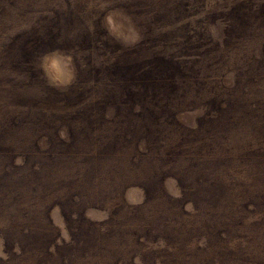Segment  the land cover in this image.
Here are the masks:
<instances>
[{"label": "rangeland", "instance_id": "374dc122", "mask_svg": "<svg viewBox=\"0 0 264 264\" xmlns=\"http://www.w3.org/2000/svg\"><path fill=\"white\" fill-rule=\"evenodd\" d=\"M261 13L264 0H0V188L13 191L20 185L34 194L29 221L39 228L32 233L49 231L38 223L43 221L41 214L44 218L48 214L60 235V248L52 260L32 253L15 258L12 264H45L46 259L52 264H104L98 258L99 246L109 249L108 264L117 260L120 264H157L155 259L187 264L196 245H207L206 253H198L215 261H220L217 255L222 250L227 251L221 264H264ZM222 30L224 34H220ZM190 36L195 46L209 43L210 48L220 47L217 53L213 50L212 58L196 64L199 68L192 74L194 82L201 75L199 82L208 87V94L216 93L220 102L208 107L202 99L177 104L173 86L165 85V91L162 88L160 92L145 78L140 91L144 90L148 107L160 106L153 112L139 111L141 108L133 106L139 100L133 97L132 86L125 87L126 94L122 84L131 85L140 70H144L141 81L171 74L158 57L188 54L184 47ZM30 57H38L42 82L36 80L37 71L27 61ZM6 59L7 64L19 67L18 71L13 67L19 74L5 71ZM112 72L118 82H111L110 90L93 88L98 77H109ZM74 80L77 85L72 91L63 92ZM82 94H87V101L71 108ZM166 103L172 106L165 108ZM115 104L118 106L112 110ZM221 104L223 110L219 111ZM204 107L212 115V138L200 151L210 152L219 162L201 177L213 179L202 181V187L213 183L208 196L192 188L196 176L190 166L195 160L188 158L187 152L178 155L174 170L163 166L170 172L165 176L161 165L167 157L163 159L157 152L156 140H149L146 153L140 154L144 146L140 144L136 151L133 140L124 137L130 130L126 120L153 125L159 121L147 136H163L165 146L179 144L171 119L177 114L182 122L192 124ZM102 110L107 114L115 111L113 122L104 121L94 131L96 114ZM167 120L172 124L161 123ZM170 129L176 133L168 134ZM254 130L259 131L256 137L252 136ZM74 137L80 143L73 141ZM251 144L257 146L253 154L247 147ZM130 170L137 176L126 180ZM172 175L187 178L180 182L188 187L180 188ZM141 182L151 189V200L138 212L140 209L131 207L141 208L146 200ZM77 191L82 199L72 203L69 196ZM163 191L176 207L185 202V211H193L191 199L210 209L206 215L205 208L199 206L200 211L191 218L197 228L191 238L167 243L158 238L166 233L173 239L169 229L188 226L185 217L163 218L169 214L164 209ZM12 193H8L10 201L0 197V259L5 257L6 226L13 230L28 222ZM206 201L218 204L213 208ZM62 214L72 219L71 225ZM101 222H105L103 226ZM205 232L208 237L203 236ZM72 234L75 244L69 243ZM223 240L227 242L223 244ZM167 254L170 256L164 257Z\"/></svg>", "mask_w": 264, "mask_h": 264}, {"label": "trees", "instance_id": "16d2710c", "mask_svg": "<svg viewBox=\"0 0 264 264\" xmlns=\"http://www.w3.org/2000/svg\"><path fill=\"white\" fill-rule=\"evenodd\" d=\"M262 15H264V13H261ZM195 34L197 33L196 31L194 32ZM223 33L224 31H220V34ZM17 35V34H15ZM8 40L11 39L12 37L9 38ZM226 37V36H225ZM191 39H189L188 41L186 40L185 42V49L187 48V52H189L188 54H182L180 56H175L172 54H168L167 56L165 55H160L158 58L161 60L162 65L164 66V68L170 69L171 70V74H166L165 76L163 75V77H155L154 80H150L147 77H144L141 80H139L141 78V76L144 73V70H140L138 71L139 73H135L137 74V76L135 75L136 79H131V85L129 84V82L122 84L123 86V90H125V87L132 86L131 89V93H133V97H137V99L139 100L137 104H134V107H139L141 108L139 111L141 112H145L147 109L150 111H157L159 110L158 105L156 107V105L152 106V107H148V103L145 101L146 100V96L143 95V91L141 90V87L143 84H145V78L147 80V82L150 84H152V88H157L160 92H162V88L163 92L165 91V85L166 86H173V91L175 92L176 96L178 99H174V101L177 104H183L186 100V102H194L195 100H200L202 99L205 102V105L211 106L215 101L216 105L220 102L219 98L217 97L216 93H209L208 94V87L203 83V82H199L201 81V75H199V79L197 82L193 81V76L192 74L194 72H196L199 68V66H197L196 64H199L201 62H203L206 59H210L214 56V52L213 50H215V52H219L218 50L220 49V47H216V48H210L209 43H204V44H197V46H195V44L191 43L193 41H190L193 39V36H190ZM195 49L194 53H190V50ZM3 50H1V55H2ZM264 52V49L262 51V53ZM4 53V52H3ZM168 53V52H167ZM192 59V60H189ZM188 60V61H187ZM18 62V60H16ZM29 62V65L32 67L33 70L37 71V76L40 80V75H41V69L39 67V61H38V57L33 59V58H29L27 60ZM7 59L5 60L4 63V68L5 71L8 73H16L19 70V67H16L15 64H7ZM15 67L16 70L13 68ZM196 67V69H195ZM211 68V66H209L207 68V70H209ZM143 71V72H142ZM102 73V72H100ZM16 74H19L18 72ZM103 76V75H102ZM112 72L111 75L109 77L104 76L102 78L98 77L99 79H96L94 81L93 84L94 87L93 88H112L113 84L111 82H118L116 80L117 76ZM105 81H104V79ZM190 78V79H189ZM209 80V77H207ZM156 79V80H155ZM163 81V82H162ZM42 82V81H41ZM160 82L161 85L159 84ZM136 83V84H134ZM141 83V84H138ZM77 85V83L72 82L69 86H65L63 92H66L67 90L72 91V87ZM112 85V86H111ZM140 85V87H138ZM56 91V90H55ZM137 91V92H136ZM190 91H192V95L190 94ZM89 92V91H88ZM126 94L129 93L128 90L123 91ZM188 92V93H187ZM200 92H202V94H204L202 96V94H200ZM64 94V93H62ZM195 94H199V96L201 95V97L199 99H194L192 98V96H194ZM83 95V94H82ZM79 96L77 98V102L74 103L73 105H71V108L77 106V104L79 103H85L87 101V94L83 95V96ZM188 97V98H187ZM203 97V98H202ZM194 99V100H192ZM147 103V105H145ZM111 104H109L110 106ZM126 104H123V107H125ZM118 105H114L112 108V110H114L113 108L117 107ZM165 108H170V106H172L171 103H166ZM223 105H219V111L223 110ZM217 107V108H218ZM115 111H113L114 114ZM117 112V111H116ZM113 114H107L106 110H102L100 113L96 114L97 115V119H96V124L93 127L94 131L98 129V126L101 128L106 122H113ZM142 117L144 118V114H142ZM135 117H139V114H135ZM83 119V118H82ZM92 119L94 120V117H92ZM173 124L171 123L170 120L167 121H161L164 123H171L172 125H175V127L177 128L176 131H174L173 129H170L168 134L170 132H175L177 135L175 138H177L179 144H175V142L170 143L169 145L171 146H165L163 143V136L160 138L159 135H155L154 137L150 138L147 136L148 134L152 133L153 130H156V128L154 127L158 122H155L156 124H152L149 122H143V123H133V121L130 120H126V123H130L129 125H127V128H129L130 130H127L126 135L124 136L125 139H129V140H133V148L136 149V151H138V147L140 146V144H142V146H144L143 152H138L140 154H145L146 153V149L147 146H149L147 144V142L149 140H153L155 141V143H157L159 145V147H156L157 152L163 154V159H165L166 157V161L163 163V165H161L162 167V171L161 174H165L168 175L170 172L166 173V167H169L171 169L174 170V166L176 165L175 163L178 162V158H179V154L185 153L187 152V156L189 158V156L194 159L195 161L192 162L193 164H191V168L192 169V174L193 176H196V178L194 179V185L192 188L194 189V191L197 193V191L199 193H204L206 194V196H208L210 194V191L213 188V183L211 185H209V182H207V187H202L204 186V184L202 183V181H212L211 179L209 180H203L201 179V177L208 172L210 165H218L219 162L216 161L215 157L212 155L211 153H201V148L203 147H207L209 145V142L211 141L212 138V129H211V123L213 121L212 119V115L211 113H209V111L206 109V107H204L203 110L200 111L199 115H197L196 120L194 123L192 124H185L184 122L181 121L180 117H178L177 114H175V118L171 119ZM83 121H85L83 119ZM106 121V122H104ZM148 121V120H147ZM124 122V121H121ZM88 125V124H87ZM90 127V125H88ZM107 126L103 127L102 130L105 132ZM92 127H90V129H93ZM151 129L150 132H148ZM180 129V130H179ZM90 131V130H89ZM134 132H136L137 135L134 134ZM148 132V133H147ZM127 134L128 137H127ZM259 134L258 130H254L252 132V136ZM261 134L263 136L264 139V132L261 131ZM142 136V137H140ZM159 136V138H158ZM256 137V136H254ZM73 141L80 143V139H78L77 137L73 138ZM86 139L84 137L83 142H85ZM262 146L264 147V140L263 143L261 142ZM260 145V147H262ZM180 147V148H179ZM249 149V153L253 154L255 151L254 147H257L256 144H251V146H247ZM252 147V149H251ZM185 150V151H183ZM58 155H61V153H59ZM174 158V159H173ZM132 164H134L132 162ZM135 165V164H134ZM175 174V173H174ZM208 174H210V172H208ZM129 177L126 179H134L136 178L137 174L135 173V171L133 172L132 170H130L129 172ZM174 176V175H172ZM174 178L177 181V185L182 189L183 187H188V186H183V184L186 182L187 178H185L184 176H179L177 177V175L174 176ZM122 181V180H121ZM125 181V180H123ZM183 181L184 183L180 182ZM180 182V183H179ZM141 185L142 191L144 193V199L145 202L144 204H141V208H139L138 206H134L131 207L132 210L137 211V209H140L138 212L142 211V209H145L147 206V200H151V195H150V191L151 189H149V187H147L144 182L139 183ZM182 184V185H181ZM13 191H9L3 188H0V197H5V200H7L6 197H8V201H10V198L8 196L9 192H13L11 194L12 199L14 200L15 204L18 205L21 209V216L25 219L24 221H28L25 222L24 224L21 225L20 227H17L13 230L9 229V226H6V229L8 231L4 232V244L6 245V250H4V254L5 257L0 259V264H12L14 259H21L23 257H25V255H31L32 253H37L38 256H43L45 258H48L50 260L53 259L54 253H56L57 249H59V244H57L58 242V238H59V233L56 231L55 226L52 223L51 217L46 216V218L43 217V215L41 214L40 218H43L42 222H38L39 224L42 225V227L46 226V228L49 230L48 232L42 230L40 234H34V232L32 233V230H37V228H39L37 225L33 226L29 221L32 218L31 215V208L33 207V202L32 199L34 198V194H31L29 192L23 191L25 189V187H21L19 185V188H12ZM196 189V190H195ZM208 191V192H207ZM81 191H77L74 194H71L70 199L72 200V203H80L81 201V197L80 194ZM163 197L165 198L164 201V206H165V211L167 213H169L166 217H163L165 219H171L174 216H178V217H185V219L183 221L186 222V225L188 226H182L179 228H171L169 229L171 234L174 238L173 239H169L167 237L168 234L166 233H161L160 235H158V238L162 239L165 243L167 242H171V241H181L185 236H190L192 233L197 229L194 228V225L191 223V218L195 217L196 213L199 212V206H203L204 205H200L201 203H198L197 201L195 202L194 199H191L190 202H192L193 206V211H185L184 209V205L183 204H179L177 207L175 205H173L170 200H173L170 198V196L168 194H165V192L163 191ZM23 194L24 197H23ZM183 194V193H182ZM169 199V200H168ZM161 201V200H160ZM155 202V201H154ZM207 205L210 207L215 208L217 206L218 203L215 204H210L209 201H206ZM44 206V205H43ZM186 208V205H185ZM205 208V213L206 215H208L207 211H209L210 209L207 207ZM73 211H71L72 213ZM76 212L74 211L72 213V215H75ZM116 214H118L117 216H120V212L118 211ZM64 216V219L66 221V223H68V225L70 223H72V219L67 218V216L65 214H62ZM39 218V220H40ZM71 218V217H70ZM96 225H99V223L94 222ZM105 222H101V226L104 225ZM88 224L92 225V222H88ZM44 225V226H43ZM71 225V224H70ZM101 226H99L101 228ZM165 226L166 227H170V224L165 222ZM71 228V226H70ZM68 226V229H70ZM81 225L78 226V230L80 231ZM71 230V229H70ZM145 231V229H143ZM18 232V233H17ZM138 234L137 231H134ZM176 232H178L176 234ZM17 233V234H16ZM174 233V234H173ZM226 231L224 230V232H221V234H225ZM50 234H52L53 239H50ZM71 234V233H70ZM203 236L208 237L209 233L205 232L202 233ZM107 235V233L105 234V236ZM72 237L70 238V242L69 243H74L76 241L75 238H73V234L71 235ZM110 236V234H108L106 237ZM105 237V238H106ZM143 239H145V237L143 236ZM223 244H225L227 242V240H223L222 241ZM75 244V243H74ZM210 246V245H209ZM196 253L194 254H190L189 255V259L187 260V264H221V260L225 257V255L227 254V251L222 250V253L220 255H217L218 260L220 261H215L217 259H213L212 257H210V259L205 258L203 255L199 254V253H206L209 250V247H197L196 245ZM98 258L101 259L100 262H104V264H108L106 263V259L108 257L107 253L109 251V249L107 247H102L99 246V250H98ZM166 252V250H165ZM199 252V253H198ZM171 257L173 256L172 253L170 252ZM170 254L164 255V257L166 256H170ZM105 255V256H104ZM202 256V257H200ZM48 259H46L45 264H52L51 261H49ZM134 260V259H132ZM158 261L157 264H165L164 261H162L161 259H155ZM198 260L199 263L197 262ZM133 263V262H131ZM130 263V264H131ZM110 264V263H109ZM112 264H120V261L117 260L115 262H113ZM172 264H182L179 262H175Z\"/></svg>", "mask_w": 264, "mask_h": 264}]
</instances>
